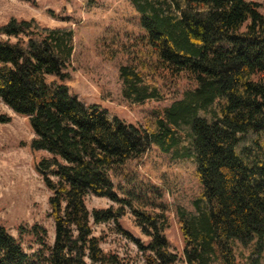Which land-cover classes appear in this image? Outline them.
I'll use <instances>...</instances> for the list:
<instances>
[{
  "label": "trees",
  "instance_id": "obj_1",
  "mask_svg": "<svg viewBox=\"0 0 264 264\" xmlns=\"http://www.w3.org/2000/svg\"><path fill=\"white\" fill-rule=\"evenodd\" d=\"M126 1L143 35L111 50L127 55L123 98L161 101L164 86L191 85L143 126L70 93V27L13 17L0 25V106L26 119L30 151L46 155L34 168L53 224L51 244L42 226L20 231L31 252L0 224V264H128L91 227L118 228L127 212L147 241L119 231L143 264H264V15L247 0ZM9 121L0 114V124ZM152 147L195 165L199 193L175 207L180 256L164 235L162 192L128 168ZM88 196L113 205L89 211Z\"/></svg>",
  "mask_w": 264,
  "mask_h": 264
},
{
  "label": "rangeland",
  "instance_id": "obj_2",
  "mask_svg": "<svg viewBox=\"0 0 264 264\" xmlns=\"http://www.w3.org/2000/svg\"><path fill=\"white\" fill-rule=\"evenodd\" d=\"M259 6L264 15V0H247ZM35 19L47 27H70L73 31L74 53L69 68V79L64 82L70 93L88 105H98L126 124L143 126L174 100L180 99L191 85L184 79L178 85L164 86L161 101L130 104L122 96L118 67L125 64L126 54L117 50L128 46L143 35L139 16L126 0H0V25L10 18ZM51 80V78H48ZM0 114L10 121L0 124V224L18 239L27 252L35 249L28 236L20 231L32 225L42 226L47 232V243L53 241V224L48 215L49 192L35 171L34 165L45 154L32 153L29 142L32 131L24 117L15 115L5 106ZM134 177L142 183L156 186L167 206L168 227L164 235L170 249L178 256L182 240L175 216V207H189L199 193L195 165L190 160H173L152 147L141 159L128 164ZM86 207L106 209L113 205L104 198L88 196ZM94 236L100 237L101 248L118 254L128 264H143L133 240L147 241L127 212L116 228L112 223L91 225ZM127 233L132 239L123 235Z\"/></svg>",
  "mask_w": 264,
  "mask_h": 264
}]
</instances>
